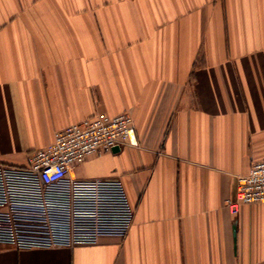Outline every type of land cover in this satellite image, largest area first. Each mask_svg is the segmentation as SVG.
Masks as SVG:
<instances>
[{
    "label": "crops",
    "instance_id": "obj_1",
    "mask_svg": "<svg viewBox=\"0 0 264 264\" xmlns=\"http://www.w3.org/2000/svg\"><path fill=\"white\" fill-rule=\"evenodd\" d=\"M123 111L138 143L72 174L121 178L128 234L0 264H264V201L226 203L264 160V0H0L1 163Z\"/></svg>",
    "mask_w": 264,
    "mask_h": 264
},
{
    "label": "built area",
    "instance_id": "obj_2",
    "mask_svg": "<svg viewBox=\"0 0 264 264\" xmlns=\"http://www.w3.org/2000/svg\"><path fill=\"white\" fill-rule=\"evenodd\" d=\"M138 143L133 116L98 112L55 131L47 145L30 149L26 163L0 162V242L17 248L95 244L125 237L135 209L119 177H75L91 155ZM264 201V160L237 177L233 214Z\"/></svg>",
    "mask_w": 264,
    "mask_h": 264
},
{
    "label": "water",
    "instance_id": "obj_3",
    "mask_svg": "<svg viewBox=\"0 0 264 264\" xmlns=\"http://www.w3.org/2000/svg\"><path fill=\"white\" fill-rule=\"evenodd\" d=\"M118 149H119L118 146H115V147L113 148L114 151H116V150H118Z\"/></svg>",
    "mask_w": 264,
    "mask_h": 264
}]
</instances>
